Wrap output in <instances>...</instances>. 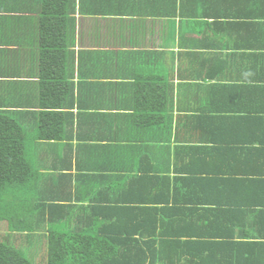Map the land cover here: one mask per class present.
Instances as JSON below:
<instances>
[{
  "label": "crops",
  "instance_id": "crops-1",
  "mask_svg": "<svg viewBox=\"0 0 264 264\" xmlns=\"http://www.w3.org/2000/svg\"><path fill=\"white\" fill-rule=\"evenodd\" d=\"M45 6L0 0V108L29 131V183L43 190L36 197H51L68 166L81 177L58 191L74 200L75 215L96 192L146 196L154 203L144 204L177 218L172 207L192 208L194 193L218 195L220 202L204 205L218 211H192L181 221L183 231L210 235L184 246L189 255L175 264H264V160L223 150L228 142L264 148V0H68L67 16L52 18L58 34L47 38L48 52L41 48ZM67 75L70 88L60 82ZM164 81L166 121L148 126L144 105ZM227 164L248 177L221 178ZM140 168L149 175L125 197ZM240 203L250 206L246 216ZM141 244H128L129 260L142 262Z\"/></svg>",
  "mask_w": 264,
  "mask_h": 264
},
{
  "label": "trees",
  "instance_id": "trees-1",
  "mask_svg": "<svg viewBox=\"0 0 264 264\" xmlns=\"http://www.w3.org/2000/svg\"><path fill=\"white\" fill-rule=\"evenodd\" d=\"M51 1L45 0L41 47L43 52H48L54 44L53 42V44L50 43L47 38L52 41V38L56 36V32L58 34V31H55L54 25L56 24L51 23L52 18L58 15L65 17L69 13L67 9L68 0H62L58 5H52ZM63 17L60 19H63ZM61 38L65 40V36ZM63 81L70 88L72 83H68V75L62 78L60 82ZM162 88L161 94L157 95L155 99L147 101V104L144 105V109L147 111L143 120H153L148 126L161 125L166 121V110L171 104L169 103L171 88H169L167 81L163 82ZM67 89L66 87L65 90ZM51 91L53 90H49V92ZM41 105L48 109L67 108L64 107L66 104L63 103L42 102ZM68 105L72 107L74 102L72 101ZM2 107L3 109L0 108V220L8 223V231L11 236L13 235V238L8 241L5 239L4 241L0 240V264H175L189 255L184 246H190L194 243L201 244V241H204V238L210 235L208 231H203L204 237L200 231L193 233L183 231L181 221L189 217L192 211L212 213L218 211L220 208L217 210V208L204 206L210 201L211 203L220 202L217 199L218 195L215 196V199H206L200 198L202 195L198 192L194 193L193 197L195 199L200 196L198 203H195L198 205L194 204L191 206L192 208L188 206L187 210L172 207L175 215H178L177 218V216L168 217L167 214L164 216L162 208L144 204L152 201L151 198L146 196L129 199L123 198L122 194L118 197H112V195L96 192L90 198V204L85 206L84 212L75 215L73 211L75 208L74 200L71 197H62L58 191V188H61L63 184H70L71 186L74 178L78 177L80 179L79 177H81L73 175L70 171H65L71 169V166H68L64 171L59 169L60 180L51 197H36L42 194L43 190L36 187L38 193L34 192L35 188H33L32 183H29L34 176L33 168L27 159L25 150V143L27 137L29 138L28 135H30L29 131L25 123L12 117L10 110L5 109L4 106ZM57 110L54 114H63V112H57ZM47 113L51 112L48 111ZM44 115L45 112H42L41 120H43ZM259 115H261L259 119L264 120V116ZM155 116L156 119H154ZM208 123L205 122L202 125L207 126ZM215 126L218 127L216 124ZM259 126L263 128L264 135V126L261 124ZM263 135L260 136L262 142H264L262 140ZM223 150L228 158L240 159L241 156L249 155L250 157V154H252L253 158L264 160V148L261 147L254 148V151L247 148L236 150L231 148L228 142ZM140 170L137 176L126 183L125 197H129V195L127 196V194H130L129 191L137 186H143L144 178L149 175V171L141 168ZM247 173L248 171L241 168L240 170H234L227 164L226 169L221 171V178L228 181L234 179L232 177L245 176ZM163 180L165 182L167 179L164 178ZM152 203H154V200ZM182 205L187 207L185 203ZM240 205L241 203L236 206L239 207ZM247 207L250 206L242 203L239 209L245 216L248 212L250 213V209H245ZM73 217L75 228L74 225L71 227L72 224H69L73 223ZM189 218L191 219L192 215ZM53 225L59 227L66 225L68 228L66 231H58ZM194 226H196L195 222L194 225L190 224V227ZM29 230H33V239H37L39 233L43 232L45 234L43 236L45 239V243L43 240L45 244L43 248H45L42 251V255L46 256L45 259H41L42 255L38 257L36 254L27 258L14 245L16 237L20 233H26ZM27 235L29 236V234ZM11 236H8L7 239H11ZM32 238L30 241H32ZM132 242L144 244L140 245L142 252H144L142 262H133L128 259L129 253L126 249L128 244ZM226 243L233 244L237 246L236 248H239L238 245L241 244L239 240H228ZM33 256H36V258L34 259Z\"/></svg>",
  "mask_w": 264,
  "mask_h": 264
},
{
  "label": "rangeland",
  "instance_id": "rangeland-1",
  "mask_svg": "<svg viewBox=\"0 0 264 264\" xmlns=\"http://www.w3.org/2000/svg\"><path fill=\"white\" fill-rule=\"evenodd\" d=\"M69 224L73 225V223H69ZM53 227L58 231H66V229L68 228V226L66 225L63 227H59L58 225H53ZM32 232L33 230L32 231L29 230L26 233L22 232L20 233L19 236L16 237L15 242L13 241L14 245H16V247L19 248L27 258H29L33 254H36L38 257H40V255L42 254L41 253L39 254L38 249H40L41 251H44V248H45V247L43 248V246H45L44 244L45 239L43 238L45 234L43 232L39 233V235H37V239H33ZM27 234H29V236ZM8 236H11L10 232L8 231V223L0 220V240H3V241L4 239L6 241L12 240L13 235L10 237L11 239H7L9 238ZM23 237H24V240H23ZM31 238H32V241H30ZM43 240H44V243H43ZM33 258L35 259L36 256H33ZM42 258L45 259L46 256L42 255L41 259Z\"/></svg>",
  "mask_w": 264,
  "mask_h": 264
}]
</instances>
